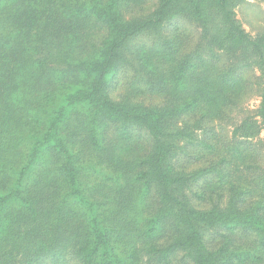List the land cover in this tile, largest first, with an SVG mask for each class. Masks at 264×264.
<instances>
[{"label": "trees", "instance_id": "16d2710c", "mask_svg": "<svg viewBox=\"0 0 264 264\" xmlns=\"http://www.w3.org/2000/svg\"><path fill=\"white\" fill-rule=\"evenodd\" d=\"M242 1L0 0V264L264 263Z\"/></svg>", "mask_w": 264, "mask_h": 264}, {"label": "rangeland", "instance_id": "374dc122", "mask_svg": "<svg viewBox=\"0 0 264 264\" xmlns=\"http://www.w3.org/2000/svg\"><path fill=\"white\" fill-rule=\"evenodd\" d=\"M145 6V12L149 11L150 8L152 7V2L147 1L143 4ZM140 12V11H139ZM235 13L236 17L242 24L243 28L249 32L252 36L257 34L259 31H261L264 28V2L261 0H244L240 4H238L235 8ZM177 25L180 26V24L177 23ZM186 30L189 33L194 32L193 34L194 37H190V41L194 43L196 41L197 37V32L194 29L193 26H188L186 27ZM143 41H149L146 39H143ZM190 43V44H193ZM258 75L257 70H252L249 69L247 71H244V77L248 79V81H254L256 78L255 76ZM123 80V81H122ZM256 79L255 81H257ZM254 81V82H255ZM121 85L120 87L116 86L115 89L111 91V95L113 98H119L120 92L125 90L124 88L126 87L125 83L126 81L124 79H121L120 81ZM257 89L255 84H250L249 89L246 93V95L243 96L241 103L230 109L228 113L227 118H222L220 120H214L213 124L218 127V129L221 130L222 135L229 136L231 130L234 128L235 124L239 123L240 120L246 116L247 114H255V110L258 106V97H257ZM138 97H141L142 99L145 100V102H150L151 100H158V97H155L154 95H148V94H143ZM259 138L263 139L264 141V130L261 131L259 134ZM194 149L191 150L193 152ZM264 153V150H263ZM264 158V154H263ZM262 158V161L264 159ZM196 165H200L198 161H190L188 162V167H193ZM214 237V236H212ZM215 242V241H214ZM143 264H150V263H143ZM171 264H176L175 261L171 262ZM264 264V263H263Z\"/></svg>", "mask_w": 264, "mask_h": 264}]
</instances>
